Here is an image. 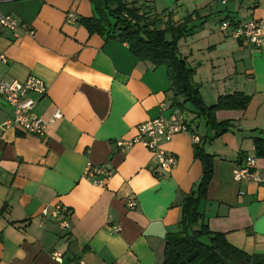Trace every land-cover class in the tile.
Masks as SVG:
<instances>
[{"label":"crops","instance_id":"0c3cea01","mask_svg":"<svg viewBox=\"0 0 264 264\" xmlns=\"http://www.w3.org/2000/svg\"><path fill=\"white\" fill-rule=\"evenodd\" d=\"M136 1L147 16H158L147 4L154 0ZM161 1L163 22L190 16L177 48L194 70L202 103L210 107L234 93L249 103L244 111H217L216 120L230 128L212 140L214 131L196 110L178 107L199 142L184 132L163 143L176 164L158 176L150 151L119 142L131 140L141 123L169 118L171 108L160 110L176 105L166 68L136 59L117 38L89 34L79 21L66 23L68 11L78 19L94 16L87 0H0L1 13L33 31L0 29V78H39L46 93L31 95L37 114L61 113L43 139L4 130L13 112L0 97V264H59L50 258L54 251L61 264H162L167 235L180 231L184 197L202 177L196 145L213 157L198 210L203 223L237 250L264 254V156L256 158L253 144L264 140V44L256 48L219 28L227 18L264 22V0ZM246 156L257 159L259 182L233 180ZM86 163L109 170L103 185L84 177ZM55 205L69 209V230L41 217L44 207ZM114 225L118 233L109 232Z\"/></svg>","mask_w":264,"mask_h":264},{"label":"trees","instance_id":"16d2710c","mask_svg":"<svg viewBox=\"0 0 264 264\" xmlns=\"http://www.w3.org/2000/svg\"><path fill=\"white\" fill-rule=\"evenodd\" d=\"M93 7L94 16L78 21L89 34L111 36L126 43L133 56L164 66L170 82L175 106L190 105L200 114L205 125L217 138L230 128V122H218L219 110L244 111L249 97L241 93L220 96L217 102L206 107L200 98L198 85L194 82V70L180 57L178 40L186 32L190 16L179 24L170 18L163 22L158 16H147L136 0H87ZM162 25L163 28H159ZM166 35L170 36L167 40ZM255 156H264V140H253ZM194 153L202 163V177L195 188L184 197L181 209L180 231L166 237L162 264H264V254L247 255L229 245L223 234L209 230L199 214V205L206 198L212 178L213 157L204 153L199 145Z\"/></svg>","mask_w":264,"mask_h":264},{"label":"built area","instance_id":"2783aa9c","mask_svg":"<svg viewBox=\"0 0 264 264\" xmlns=\"http://www.w3.org/2000/svg\"><path fill=\"white\" fill-rule=\"evenodd\" d=\"M253 1V0H252ZM255 1V0H254ZM225 4V0H221ZM65 22L68 24L78 23V16L73 11H68L65 14ZM222 32H226L231 38L246 42L256 48H261L264 44V22L260 20H245L238 21L227 18L220 22L219 26ZM0 29L11 31L16 35L17 32L24 34H32L33 31L25 23L20 22L15 17L0 12ZM1 59L4 61L3 57ZM46 93V85L42 80L36 77H28L23 82L16 80L4 81L0 78V97L12 109V118L5 120L1 127L2 129L16 128L23 132L45 138L47 127L52 126L61 118V113L57 110L48 119H43L36 112L37 101L31 97L35 94L39 97ZM171 108L169 118H164L161 114L151 120L141 123L137 126L136 135L128 141H121V146H131L140 144L145 149L150 151L156 167L158 168L157 175L163 176L169 173L176 164V158L162 149V144L169 142L171 138L179 133L189 132L192 142L198 143L199 138L189 130V124L183 116V112L177 106L169 107L167 104H162L160 110L164 111ZM100 178H97L99 177ZM84 177L94 185L101 186L104 181L110 177V172L103 166H96L86 163L84 169ZM232 178L235 182H259L260 178L257 170V159L254 156H246L243 162L236 166L233 171ZM135 203L129 202V206L133 207ZM41 217H48L62 231L70 229L69 216L70 211L62 205H55L48 211L47 207L41 210ZM110 233H118L119 226H110ZM51 260L61 264V254L52 252ZM82 264V263H81Z\"/></svg>","mask_w":264,"mask_h":264},{"label":"rangeland","instance_id":"374dc122","mask_svg":"<svg viewBox=\"0 0 264 264\" xmlns=\"http://www.w3.org/2000/svg\"><path fill=\"white\" fill-rule=\"evenodd\" d=\"M148 2H147L148 5H150V3L152 6L154 5V7L152 8L153 13L156 12V15L162 16V14H161L162 10H163V8H161L162 7L161 6L162 1L161 0H154V1H148Z\"/></svg>","mask_w":264,"mask_h":264}]
</instances>
